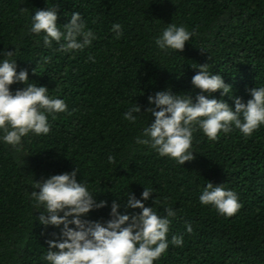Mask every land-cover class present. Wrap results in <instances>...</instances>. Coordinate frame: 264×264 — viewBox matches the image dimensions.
Returning <instances> with one entry per match:
<instances>
[{
  "label": "trees",
  "instance_id": "obj_1",
  "mask_svg": "<svg viewBox=\"0 0 264 264\" xmlns=\"http://www.w3.org/2000/svg\"><path fill=\"white\" fill-rule=\"evenodd\" d=\"M46 7H57L61 26L80 13L97 39L76 52L58 51L55 42L46 47L42 34L28 32L31 14ZM171 23L194 35L183 51L164 54L154 38ZM113 24L122 25L118 40ZM14 49L17 71L64 99L68 111L49 116L47 135L22 138L20 152L0 142V264H47L46 240L58 230L38 224L32 184L74 167L97 201L123 204L126 193L139 199L150 188L146 207L161 216L168 207L176 212L168 239L182 235L184 243L170 244L154 264H264V126L248 137L233 129L216 139L194 126V159L181 166L134 143L150 114L135 123L123 119L134 103L143 113L147 97L166 88L195 97L194 68L205 63L232 86L229 96L247 102V90L264 86V0H0V53ZM213 96L221 99L219 91ZM206 183L233 190L241 208L226 217L201 205ZM109 210L87 218L106 220Z\"/></svg>",
  "mask_w": 264,
  "mask_h": 264
},
{
  "label": "clouds",
  "instance_id": "obj_2",
  "mask_svg": "<svg viewBox=\"0 0 264 264\" xmlns=\"http://www.w3.org/2000/svg\"><path fill=\"white\" fill-rule=\"evenodd\" d=\"M57 12V7L35 10L28 32L42 34L46 47L55 42L61 52L82 51L97 39L95 32L86 28L80 13H71L68 23L61 26L57 24ZM111 31L114 39L123 35L120 24H113ZM193 35L185 26L171 23L154 38V44L164 54L173 50L181 52ZM14 54L15 49L0 53V142L20 152L22 138L30 133L47 135L51 130L49 116L67 112L68 106L64 99L50 96L46 86L30 82L27 70L18 72ZM88 59L95 63L94 56ZM194 69L197 71L190 83L193 89L199 90L195 97L178 95L166 88L147 97L148 107L143 113L141 106L134 103L123 114V119L129 123L150 114L151 123L134 138V143L147 146L181 166L194 159L195 152L191 150L194 126L209 139L233 129L248 137L264 126V86L247 90L250 99L243 102L239 97L229 96L232 86L226 84L220 74L210 72L207 63L196 65ZM14 84L23 87L12 91ZM217 91L221 96L219 100L213 96ZM225 96L232 99L234 106L225 102ZM107 160L111 164L115 157L109 155ZM152 194V189L143 188L139 199L135 194L126 193L123 204L118 199L110 205L106 200L97 201L96 195L78 179L75 167L70 172L33 182L30 199L35 208L41 209L36 216L38 224L45 229L58 230L46 240L44 260L47 264H154L170 244L180 247L184 240L182 235L168 239L170 218L176 216L171 207L161 216L153 207L145 206ZM199 203L211 205L226 217L241 208L233 190L212 183H206L202 189ZM106 207L110 209L108 219L87 218L90 212ZM185 230L190 234L192 225L186 224Z\"/></svg>",
  "mask_w": 264,
  "mask_h": 264
}]
</instances>
